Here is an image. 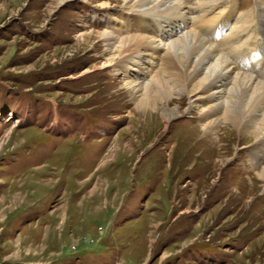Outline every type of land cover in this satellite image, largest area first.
<instances>
[{"label": "rangeland", "instance_id": "1", "mask_svg": "<svg viewBox=\"0 0 264 264\" xmlns=\"http://www.w3.org/2000/svg\"><path fill=\"white\" fill-rule=\"evenodd\" d=\"M218 1L264 27V0ZM123 10L0 0V264H264L254 138L206 135L208 104L186 96L170 120L141 115L113 53L83 39Z\"/></svg>", "mask_w": 264, "mask_h": 264}, {"label": "bare ground", "instance_id": "2", "mask_svg": "<svg viewBox=\"0 0 264 264\" xmlns=\"http://www.w3.org/2000/svg\"><path fill=\"white\" fill-rule=\"evenodd\" d=\"M122 2L116 29L92 32L83 39L97 34L104 51L113 53L103 67L123 73L127 92L142 98L141 115L151 109L168 120L177 117L179 106H170L184 96L190 101L188 113L208 104L202 119L213 122L203 125L204 133L219 135L222 126V133L233 130L254 138L249 152L263 165L258 176L264 178V69L259 67L261 59H255L259 51L264 58L259 47L260 40L264 42L263 17L256 28L251 27L248 14L240 16L234 5L230 15L220 13L217 4L222 1L215 0ZM253 163L252 167L258 166Z\"/></svg>", "mask_w": 264, "mask_h": 264}]
</instances>
